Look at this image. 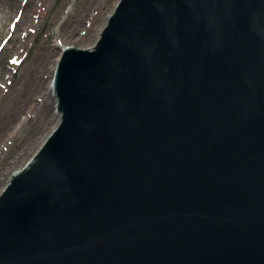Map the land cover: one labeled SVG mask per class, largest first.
I'll use <instances>...</instances> for the list:
<instances>
[{"label": "water", "instance_id": "1", "mask_svg": "<svg viewBox=\"0 0 264 264\" xmlns=\"http://www.w3.org/2000/svg\"><path fill=\"white\" fill-rule=\"evenodd\" d=\"M54 90L0 264H264V0H120Z\"/></svg>", "mask_w": 264, "mask_h": 264}, {"label": "rangeland", "instance_id": "2", "mask_svg": "<svg viewBox=\"0 0 264 264\" xmlns=\"http://www.w3.org/2000/svg\"><path fill=\"white\" fill-rule=\"evenodd\" d=\"M84 1L85 0H0V86L4 89L2 90L4 94L0 100V111L13 106L14 102L18 100V96L24 87V76L27 74L28 67L34 59L40 44H51V46H53L52 55L56 56L60 52V46L71 45L74 47H83L94 41V38L99 34L98 32L107 17V13L114 6L115 0H106L103 7L105 9L99 15L97 21H93L92 19L93 26L88 30L90 32H87L88 40H67L64 33H61V35L59 34L61 30L69 28V25H71L73 21V17L77 14ZM35 3L40 9L37 13H32L33 23H29L21 30L19 29V36L16 38V30H18L20 26L22 27L24 18L26 19L27 16H31V12H34ZM31 7L33 8L31 12L28 13ZM27 13L28 15H26ZM88 13L86 17H88ZM70 30L71 29H69V31ZM90 35L91 38L89 39ZM22 41H24L25 44L21 45ZM54 58L55 57L51 59V64H49L50 70L54 65ZM1 65H6L10 67V69L3 70ZM48 74L47 81L50 79ZM47 81L44 78L45 91L37 94L38 100L36 103L38 102L39 106L37 107L38 110L36 111V115L29 121L22 135L14 141V145L16 146L11 148V152H8L3 162L4 170L0 177V189L9 179V175L22 167L23 164L37 152L41 141L48 136L51 128H54L53 124L56 122L58 113L57 110L53 112L52 106L47 105L50 104L52 100ZM15 87H17V89L15 91L16 93L13 94L14 99H9L10 93L14 91ZM45 104L47 106H45ZM18 145L19 147L25 146L27 149L21 157L16 155L19 149Z\"/></svg>", "mask_w": 264, "mask_h": 264}, {"label": "bare ground", "instance_id": "3", "mask_svg": "<svg viewBox=\"0 0 264 264\" xmlns=\"http://www.w3.org/2000/svg\"><path fill=\"white\" fill-rule=\"evenodd\" d=\"M105 1L106 0L104 1L85 0L83 4L81 5L77 14L73 17V21L71 25H69V28L65 30H61L59 34L61 35V33H64V36L66 35L67 40L68 39L75 40V41L88 40L87 32H90L88 30L93 26L92 19L93 21H97L99 15L105 9L103 8L105 5ZM118 1L119 0H115V3L113 5L115 6ZM34 5H35L34 12H31L33 8L31 7L30 11H28V13L31 12V16H27V17L25 16L26 19L24 18L22 27L20 26V28L16 30L17 31L16 36H15L16 38L17 36H19V29L21 30L24 27H26L29 23H33L32 13H37L40 9V7L36 5V3ZM112 8L107 13V17L112 12ZM28 13L26 15H28ZM87 13H88V17H86ZM107 17L105 18L102 27L105 26ZM102 27L100 28L98 33H100ZM69 29L71 30L69 31ZM98 37H99V34L97 35L96 38H94L93 42L90 41L91 43L83 47H87V46L91 47L96 42ZM90 38H91V35L89 39ZM23 44H25L24 41L21 42V45ZM52 47L53 46H51V44H47V43L40 44V46L38 47L37 53L35 54L34 59L32 60L31 64L28 67V72L24 76L25 83H24L23 90H21L18 96V100L14 102L13 106L9 107L8 109H4L0 111V177L2 176V171L4 170L3 162L5 161V158L7 157L8 152L10 153L11 148L16 146L14 145V141L17 140L18 137L22 135L25 128L28 126L29 121L36 115V111L38 110L37 107L39 106L38 102L36 103V101L38 100L37 94L41 93L42 91H45L44 90L45 88L44 78L47 81L48 73H49L48 75L50 79L49 81H47L48 82L47 85H48V89L50 91V97H52V100L50 101L51 103L47 105L52 106L53 112H56V99H55V95L53 91V80H54V75H55L56 67L58 64V60L60 59L63 48H61L60 46V50H59L60 52L58 53V55L53 56ZM53 57H55L53 60L54 65L52 67L53 69L51 68L50 70L49 64H51L50 61ZM1 68L3 70L10 69V67L6 65L4 66L1 65ZM16 89L17 87H15L14 91L10 93L9 99H14L13 94L16 93L15 92ZM2 90L4 89H2V86H0V100L2 99V95L4 94ZM44 96H45V93H44ZM47 105L45 104V106ZM58 120H59V115L56 116V122L55 124H53L54 127L57 125ZM52 129L53 127L51 128V131ZM46 138L47 137H45L44 139ZM44 139L41 141V144L43 143ZM26 150L27 149L25 146L23 147L20 146L18 151L16 152V155H18V157H21V155H23ZM33 157H34V154L29 160H31ZM29 160L25 164H23L22 167L13 171L9 175V179L11 178V175L13 173L23 169L26 166V164L29 162ZM6 183L7 182L4 183L3 187L6 185ZM2 188L0 189V192L2 191Z\"/></svg>", "mask_w": 264, "mask_h": 264}]
</instances>
